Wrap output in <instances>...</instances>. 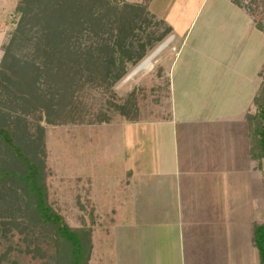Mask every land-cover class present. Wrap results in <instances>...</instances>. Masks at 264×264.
<instances>
[{
	"label": "rangeland",
	"instance_id": "1",
	"mask_svg": "<svg viewBox=\"0 0 264 264\" xmlns=\"http://www.w3.org/2000/svg\"><path fill=\"white\" fill-rule=\"evenodd\" d=\"M108 1L118 5V9L126 3L144 7L148 14L154 15L150 30L161 34L165 28H155L153 22L164 21L172 27L171 32L148 49L146 58L155 55L152 68L134 74L146 58L137 66L129 65L128 74L115 85L113 93L103 95L102 87L86 83L87 75L77 79L68 93V99H73L72 110L68 100L62 109L57 92L65 85V79L60 80L59 75L63 74L60 66L66 58L57 53L49 56L53 60L48 61V55L38 49L41 44L43 46L42 42L46 45V30L50 33L57 31L59 16L44 13L41 17L43 23L32 20L25 26L37 35L25 48H14L13 59H18L14 61L17 67H11V41L19 39L16 31L22 16L19 13L22 0H0V66L3 68L0 73L7 77L0 84V127L9 128L28 156L39 164L51 208L71 227H94L95 241L101 240L106 246V255L96 260L98 264H105L110 255V245H106L105 240L109 242L111 230L123 217L120 202L127 196L126 186L133 184L135 166L131 162L134 159L131 153H171L168 144L160 145L159 138L156 135L153 138L152 129L153 124L171 118V76L168 72L180 83L177 90L179 107L188 106L190 116L194 114L202 119L209 116L220 122L235 121L233 118L244 116L247 109L244 111L242 106L248 100L251 106L253 96L262 95L264 86V72L263 76L259 74L264 66V32L256 26L258 23L264 25V0H256V3L239 0L245 7L238 6L243 15L233 5L234 0ZM39 6L41 10L34 8L37 5L30 8L40 15L42 11H54L53 6L57 4L55 0H42ZM65 14L68 18L62 26L58 25V31H67L68 42L74 44L76 51L98 42L100 45L110 42L111 25L115 21L112 12L109 13L110 21H104L109 23L106 27L93 26L98 34L102 32L100 36H95L87 25L81 24L76 14ZM246 22L253 32H248ZM41 28L45 30L44 34H41ZM138 33L141 34L139 29ZM82 62L71 56L75 73L85 66ZM11 68L14 79H11ZM134 89L135 98L131 95ZM253 89L255 95L251 98ZM108 103H129L126 110L130 111L131 117L138 118L137 123L129 122L118 112L109 111ZM100 110L109 113L107 122H99L96 118ZM257 114V106L253 104L250 115ZM127 127L129 131L133 129L131 133ZM255 129L253 120L245 121L244 130L250 148L258 139L256 133L252 134ZM12 153L0 140V264H60L51 256L55 255V244L43 242L52 248L51 251L39 246L35 249L33 242L23 240L24 236L18 234L17 230L22 227L18 221L31 220L30 213L25 210L20 217L21 212L10 215L1 210L5 206L2 199L6 202L9 199L12 205L17 198L8 193L23 194V190H28L22 180L24 168ZM240 156L243 158V153ZM254 164L259 172L254 205V225L257 226L264 224V159L261 167L259 163ZM19 203L26 204L28 209L32 207L28 194H24ZM8 223L12 227L10 239L4 237ZM44 234H47L46 230ZM57 246L64 249L63 244ZM6 252L8 257L4 258L2 254ZM97 257L98 253H94L89 264H93Z\"/></svg>",
	"mask_w": 264,
	"mask_h": 264
},
{
	"label": "crops",
	"instance_id": "2",
	"mask_svg": "<svg viewBox=\"0 0 264 264\" xmlns=\"http://www.w3.org/2000/svg\"><path fill=\"white\" fill-rule=\"evenodd\" d=\"M168 73L171 118L152 129L171 153H131L133 184L120 202L123 217L105 240V264H260L252 243L259 172L244 130L255 90L235 121L202 119L179 107L180 83ZM100 241L93 264L106 251Z\"/></svg>",
	"mask_w": 264,
	"mask_h": 264
},
{
	"label": "trees",
	"instance_id": "3",
	"mask_svg": "<svg viewBox=\"0 0 264 264\" xmlns=\"http://www.w3.org/2000/svg\"><path fill=\"white\" fill-rule=\"evenodd\" d=\"M41 1L42 0H22L19 6V13L22 15L16 31L19 34L17 35L19 39L11 41V67H13V65L16 66L17 63L14 61L18 60L13 59L14 48H18L19 50L25 48V46L31 43L37 35L34 31L27 30L25 26L32 20H37L38 24L43 23V18L41 17L44 13L57 14L60 18L57 24V31H55V33H50V31L46 30V36L43 35L45 36L44 40L46 39V45L42 42L43 46L41 44V46H38V49H41L48 55V61L53 60V58H49V56L57 53L63 54L64 58H66L64 59L63 66H60L63 74L59 75V77L61 76L59 78L60 80L65 79V85L60 91L59 88L57 89V92H59L58 96L60 97L59 103H62V109L64 104H66L65 101L68 100L67 104L74 110V108H72L73 99H68V93L70 89L76 85L77 79L80 80V78H83L85 75H87L85 78L86 83H91L93 87L103 88V95L107 92L113 93L115 85L128 74V66H137L146 58L148 49L153 48L157 42L163 40L164 37L171 32V27L167 26L164 21L153 22L155 23V28L159 26L165 28L161 34L158 35V32H156V34L153 30H150L152 16L154 15L151 16L150 13L148 14L144 7L131 3H126V5L119 8V10L118 5L114 6V3L108 0H55L57 6H53L54 11L52 9H50L52 10L50 12L42 11L40 12L42 14H40V16L39 13L35 14L30 7L31 5L33 7L37 5V7L34 8L40 9L39 4ZM59 1H61V3H59ZM251 1L256 3V0ZM233 2L241 8H245L239 0H234ZM65 12L69 15L76 14V16L81 19V24L87 25L86 27L91 29L95 36H100L102 32L98 34L93 26L102 27L103 25L106 27L109 23H104V21H110L109 13L112 12L115 21H112L111 25L112 32L110 42L108 41V43H103L101 45L98 42L95 45L92 44L76 51L74 44L70 45L68 42L67 31H58V25L62 26V22L68 18ZM260 24L261 23H258L256 26L260 31L264 32V25ZM41 29L43 30L41 34H44L45 30L43 28ZM41 29H39V31ZM137 29H139V32L143 35L137 34ZM54 35L56 39L53 38ZM72 48L73 51H71ZM39 53L42 55L41 51H39ZM71 56L80 58L83 61L82 63H85V66L83 68L81 67L78 71L79 74L75 73L76 66L71 63ZM1 69L3 68L0 66V71ZM263 72L264 66L259 74L263 76ZM1 74L2 73H0V84L4 77L5 79L7 78ZM14 77L15 75L11 68V79H14ZM135 92L136 89H134L131 94L134 98L136 97ZM108 104L109 106L107 108L109 111L118 112V114L126 118L129 122L137 123L138 118L131 117L130 111L126 110L129 103H122L119 105L115 103ZM254 105L257 106L258 114L253 116L249 114L246 119L254 121L256 129L252 134L254 135L256 133V138L258 139L256 143L254 142L255 144L251 145L249 154L251 161L259 163L261 167V161L264 159V86L262 95L259 96L258 94L255 96ZM103 112L104 110H100L99 116H96L99 122H107L109 120V113ZM102 113L103 115H101ZM70 116L72 118V115ZM252 129L253 128H251V130ZM0 140L11 153L13 152L12 155L16 161L23 166L24 173L22 180L26 184V189L28 187V190L22 191L23 194L15 192L8 193L9 195L15 194L17 196L12 205L9 199L7 202L5 199H2L5 206H3L1 210H5L8 214L12 215L14 212H21V217L23 213L27 212L33 216L29 221H18V224L23 227V229L21 227L17 230L18 234L24 236L23 240L31 244L33 242L35 249L39 246L44 250L50 248L51 251L52 248L50 246H45L43 242L55 244V255L52 254L51 256L56 258V261L60 264H89L96 248L94 227L75 228L66 223L64 217L60 213L55 212L48 203L47 185L41 180L42 173L39 164L28 156L23 146L15 140L9 128L0 127ZM8 194L7 198H9ZM24 194H28V197L31 199L32 207L29 209L26 207V204L22 205L19 203ZM3 225L5 226L6 223H3ZM8 225L4 237H9L8 239H10L12 227L11 223H8ZM37 229L42 230L37 232ZM45 230L47 232L46 235L44 234ZM28 233L29 236H27ZM40 240L42 243H40ZM37 242L38 244H36ZM252 243L258 251L259 263L264 264V224L253 226ZM59 244H63L65 250L58 247L57 245ZM2 256H4V258L5 256L8 257V252L2 254Z\"/></svg>",
	"mask_w": 264,
	"mask_h": 264
},
{
	"label": "bare ground",
	"instance_id": "4",
	"mask_svg": "<svg viewBox=\"0 0 264 264\" xmlns=\"http://www.w3.org/2000/svg\"><path fill=\"white\" fill-rule=\"evenodd\" d=\"M154 54L148 58L145 59L144 62H142L135 70L134 74L142 71V70H147V69H151L152 68V60L154 58Z\"/></svg>",
	"mask_w": 264,
	"mask_h": 264
}]
</instances>
